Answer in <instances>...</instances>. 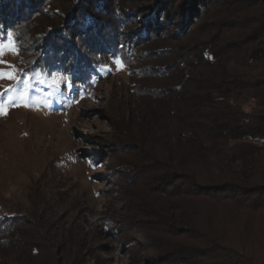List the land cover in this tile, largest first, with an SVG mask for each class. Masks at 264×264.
Returning a JSON list of instances; mask_svg holds the SVG:
<instances>
[{"label": "trees", "instance_id": "1", "mask_svg": "<svg viewBox=\"0 0 264 264\" xmlns=\"http://www.w3.org/2000/svg\"><path fill=\"white\" fill-rule=\"evenodd\" d=\"M164 34L173 51L157 48ZM0 40L28 73L86 82L109 60L149 59L134 79L149 102L126 127L150 181L149 253L264 264V0H0ZM34 200L29 217L0 210V264H76L92 250Z\"/></svg>", "mask_w": 264, "mask_h": 264}, {"label": "rangeland", "instance_id": "2", "mask_svg": "<svg viewBox=\"0 0 264 264\" xmlns=\"http://www.w3.org/2000/svg\"><path fill=\"white\" fill-rule=\"evenodd\" d=\"M166 35L157 48L173 51L162 43ZM0 50L2 213L27 216L37 198L58 234L61 224L71 226L91 245L76 264H156L147 247L152 222L139 216L150 202L143 197H150V181L130 157L126 130L131 116L141 122L149 102L134 81L149 59L139 57L130 67L109 60L86 82L62 70L28 73L8 40H0ZM254 152L264 161V149Z\"/></svg>", "mask_w": 264, "mask_h": 264}, {"label": "snow or ice", "instance_id": "3", "mask_svg": "<svg viewBox=\"0 0 264 264\" xmlns=\"http://www.w3.org/2000/svg\"><path fill=\"white\" fill-rule=\"evenodd\" d=\"M12 34L11 33H9V36H11ZM0 51H2V50H0ZM118 62V61H117ZM3 76V74L2 73H0V77H2ZM9 78H12L11 76L9 77Z\"/></svg>", "mask_w": 264, "mask_h": 264}]
</instances>
